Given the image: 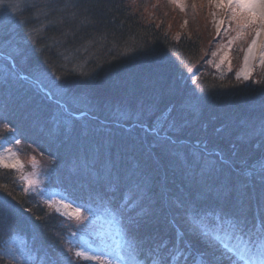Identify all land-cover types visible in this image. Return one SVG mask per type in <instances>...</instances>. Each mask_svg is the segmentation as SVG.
<instances>
[{
  "label": "trees",
  "instance_id": "1",
  "mask_svg": "<svg viewBox=\"0 0 264 264\" xmlns=\"http://www.w3.org/2000/svg\"><path fill=\"white\" fill-rule=\"evenodd\" d=\"M6 4L0 139L54 160L55 186L115 221L131 264H234L212 260L233 246L264 264L247 243L264 230V65L247 84L210 73L199 31L175 39L129 0ZM69 228L0 166V264L18 239L36 264H66Z\"/></svg>",
  "mask_w": 264,
  "mask_h": 264
},
{
  "label": "rangeland",
  "instance_id": "2",
  "mask_svg": "<svg viewBox=\"0 0 264 264\" xmlns=\"http://www.w3.org/2000/svg\"><path fill=\"white\" fill-rule=\"evenodd\" d=\"M179 3L182 7L172 0H129L130 6L144 23H155L159 27L166 26V31L175 39L199 31L202 35L200 38L202 46L207 45L210 49L206 61L208 72L218 76L234 72L240 82L247 84L255 71L264 65L262 62L264 61V30L260 31L257 39L254 28H243L235 21L229 23L227 9H217L213 0H179ZM13 8L15 7L6 4L0 10L3 9L5 13L6 9ZM1 14L0 11V57L5 60L4 56L9 55L16 46L12 38L10 39L11 36L8 37L10 30L1 24H4ZM254 40L255 47L249 52ZM245 58H247V67H245ZM76 117L83 119V115ZM0 154L6 158L7 163H14L18 159L23 164V168L19 170L6 168L16 173L22 191L34 194L51 213L66 220L70 227L66 237L67 245L73 250L72 256L79 264H130L119 250V246L114 247L112 244L121 240L120 229L115 221L102 214L84 212L55 186L56 175L53 174L54 162H52L54 160L21 142L7 143L3 139H0ZM252 169L254 171L264 169V151L262 159L254 164ZM77 210L81 213L79 217L74 215ZM188 224L193 227L190 222ZM193 230L198 232L195 228ZM25 247L23 239L13 240L9 243L5 254L16 264H36ZM233 247L230 249L234 251L239 248ZM207 248V251L216 252L219 250L217 249L219 245L211 243ZM69 249L64 247V257L60 258L66 264H68L66 259ZM78 252L93 259L85 260L78 257L76 255ZM221 253L223 256L212 257V260L217 258L223 263L238 264L237 261H231L232 255L235 256L233 252L222 247ZM253 264L257 263L253 262Z\"/></svg>",
  "mask_w": 264,
  "mask_h": 264
},
{
  "label": "snow or ice",
  "instance_id": "3",
  "mask_svg": "<svg viewBox=\"0 0 264 264\" xmlns=\"http://www.w3.org/2000/svg\"><path fill=\"white\" fill-rule=\"evenodd\" d=\"M178 6L182 5L179 0H172ZM217 9H227L229 23L235 21L238 25H242L243 28H254L256 38H259L260 31L264 30V0H213ZM256 41H253L252 46L249 48V52L255 47ZM216 55V53H213ZM264 62V61H262ZM245 67H247V58H245ZM0 166L5 168H16L17 170L23 168V164L17 159L14 163H7L6 158L0 154ZM74 215L79 217L81 213L77 210ZM247 243L249 245L264 247V230L258 241H253L249 237ZM245 251L247 248L244 249ZM78 257L85 260H91L93 257L85 256L83 253H76ZM235 260L238 264H242L244 261L243 251L241 249L235 250Z\"/></svg>",
  "mask_w": 264,
  "mask_h": 264
}]
</instances>
